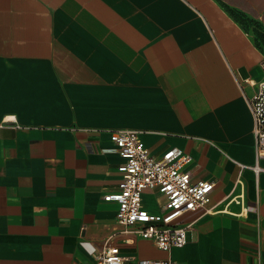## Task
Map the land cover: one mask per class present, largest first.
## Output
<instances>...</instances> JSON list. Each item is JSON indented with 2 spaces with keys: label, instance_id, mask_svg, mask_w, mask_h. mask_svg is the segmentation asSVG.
I'll return each mask as SVG.
<instances>
[{
  "label": "crops",
  "instance_id": "obj_1",
  "mask_svg": "<svg viewBox=\"0 0 264 264\" xmlns=\"http://www.w3.org/2000/svg\"><path fill=\"white\" fill-rule=\"evenodd\" d=\"M262 81L264 0H0V264L95 262L122 230L105 200L122 179L121 129L154 154L188 152L193 179L215 183L177 221L184 246L141 239L123 253L264 264L248 101ZM143 197L152 211L166 200Z\"/></svg>",
  "mask_w": 264,
  "mask_h": 264
},
{
  "label": "built area",
  "instance_id": "obj_2",
  "mask_svg": "<svg viewBox=\"0 0 264 264\" xmlns=\"http://www.w3.org/2000/svg\"><path fill=\"white\" fill-rule=\"evenodd\" d=\"M249 81V80H248ZM256 86L254 95L248 99L253 121L257 162L264 159V81ZM116 152L124 159L119 166L122 179L119 190L105 196L106 201L118 203L117 221L122 230L105 242L96 260L86 264H179L172 259L140 258L125 254L123 246L136 247L139 240H151L162 251L182 247L187 242L189 226L178 225L176 220L188 211H194L211 201L215 188L213 181L193 179L188 166L192 156L171 147L161 154H154L146 147L133 129L116 130L110 135ZM256 172L264 171L257 164ZM155 191L166 200L160 211L145 206L144 193Z\"/></svg>",
  "mask_w": 264,
  "mask_h": 264
},
{
  "label": "rangeland",
  "instance_id": "obj_3",
  "mask_svg": "<svg viewBox=\"0 0 264 264\" xmlns=\"http://www.w3.org/2000/svg\"><path fill=\"white\" fill-rule=\"evenodd\" d=\"M157 201L160 202V199L157 198ZM146 202H147V204H148L150 207H153V206L156 205V200H155L154 198H151V197H147ZM176 222H177V220H176L174 223H176ZM152 251H153L152 249H145V250H144V252H146V253H148V254L152 253Z\"/></svg>",
  "mask_w": 264,
  "mask_h": 264
}]
</instances>
